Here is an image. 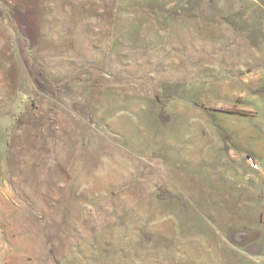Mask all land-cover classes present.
Listing matches in <instances>:
<instances>
[{"label": "rangeland", "instance_id": "obj_1", "mask_svg": "<svg viewBox=\"0 0 264 264\" xmlns=\"http://www.w3.org/2000/svg\"><path fill=\"white\" fill-rule=\"evenodd\" d=\"M247 157L264 0H0V264H264Z\"/></svg>", "mask_w": 264, "mask_h": 264}, {"label": "built area", "instance_id": "obj_2", "mask_svg": "<svg viewBox=\"0 0 264 264\" xmlns=\"http://www.w3.org/2000/svg\"><path fill=\"white\" fill-rule=\"evenodd\" d=\"M246 162L251 170L259 171V167L253 157H247Z\"/></svg>", "mask_w": 264, "mask_h": 264}, {"label": "crops", "instance_id": "obj_3", "mask_svg": "<svg viewBox=\"0 0 264 264\" xmlns=\"http://www.w3.org/2000/svg\"><path fill=\"white\" fill-rule=\"evenodd\" d=\"M258 173H260L261 175V178H259V179H261V180H263L264 181V172H262L261 170L260 171H258ZM262 198V200L264 199V191L262 192V196H261ZM261 215H264V205H262V207H261ZM252 247V249H254L255 247H254V244L251 246ZM254 247V248H253ZM261 248H264V246H262ZM260 248V249H261Z\"/></svg>", "mask_w": 264, "mask_h": 264}]
</instances>
